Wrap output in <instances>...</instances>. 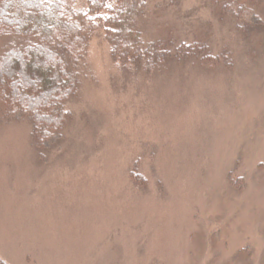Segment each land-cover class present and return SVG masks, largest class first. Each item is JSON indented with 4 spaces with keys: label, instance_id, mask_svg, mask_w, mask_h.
<instances>
[{
    "label": "rangeland",
    "instance_id": "obj_1",
    "mask_svg": "<svg viewBox=\"0 0 264 264\" xmlns=\"http://www.w3.org/2000/svg\"><path fill=\"white\" fill-rule=\"evenodd\" d=\"M133 9L156 51L122 67L99 29L61 131L0 116V260L264 264V0Z\"/></svg>",
    "mask_w": 264,
    "mask_h": 264
},
{
    "label": "trees",
    "instance_id": "obj_2",
    "mask_svg": "<svg viewBox=\"0 0 264 264\" xmlns=\"http://www.w3.org/2000/svg\"><path fill=\"white\" fill-rule=\"evenodd\" d=\"M138 1L88 0L83 8L77 0H18L20 6L12 8L11 0H0V38L25 42L0 54V67L7 68L0 71V116L28 114L38 141L61 131L70 117L65 105L79 93V67L89 40L99 29L122 67L156 51L134 28Z\"/></svg>",
    "mask_w": 264,
    "mask_h": 264
}]
</instances>
